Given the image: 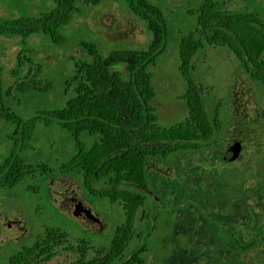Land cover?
I'll use <instances>...</instances> for the list:
<instances>
[{
    "label": "rangeland",
    "instance_id": "rangeland-1",
    "mask_svg": "<svg viewBox=\"0 0 264 264\" xmlns=\"http://www.w3.org/2000/svg\"><path fill=\"white\" fill-rule=\"evenodd\" d=\"M204 1L148 0L162 10L168 23L166 49L149 68L153 106L162 128L183 123L189 116L185 100L189 84L181 71L180 51L183 39L202 37L197 11ZM220 1L232 11L249 10L248 3L264 23V0ZM77 5L81 13L62 28L60 45L43 34L26 41L0 37L6 88L27 79L50 86L45 92L15 91L6 97V107L21 118L65 107L66 83L75 73V60L86 57L82 42L96 44L104 54L147 50L152 43L147 25L124 2L88 6L78 0ZM54 9V0H0V20L38 18ZM194 65L193 79L218 132L203 150L152 159L147 186L128 187L144 196L146 203L137 215L135 238L115 264L127 263L137 252L143 264H264V87L245 76L227 46L205 44ZM116 69L127 77L124 67ZM15 129L0 119V160L10 153ZM81 139L91 148L100 137L84 133ZM235 142L243 147L240 159L235 164L223 162L227 146ZM76 153L70 132L56 124H38L32 147L22 157L34 167L46 165L51 172L0 189V264L32 247L48 229L64 233L74 246L86 242L90 258L110 248L125 222L123 206L89 194L82 176L61 172ZM106 184L95 188L104 189ZM78 204L90 210L97 222L76 219L73 212ZM76 260L75 253L62 250L45 264H75Z\"/></svg>",
    "mask_w": 264,
    "mask_h": 264
},
{
    "label": "trees",
    "instance_id": "trees-1",
    "mask_svg": "<svg viewBox=\"0 0 264 264\" xmlns=\"http://www.w3.org/2000/svg\"><path fill=\"white\" fill-rule=\"evenodd\" d=\"M106 1L124 2L129 11L147 25L153 35L150 47L142 51L118 50L104 54L96 44L82 42L86 57L75 60V73L66 83L65 92L69 98L65 107L26 119L6 107V97H11L15 91L21 94L45 92L50 86L43 87L41 82L27 79L6 88L0 67V119L16 127L10 137V153L0 160V189H12L27 176L51 172L46 165H29L22 154L31 149L38 124L46 127L56 124L71 133L77 148L76 155L61 167V172L82 176V184L90 194L122 205L125 222L117 229L110 248L99 250L92 258L86 242L74 246L64 233L48 229L44 237L13 256L8 264H45L62 250L77 255L75 264H115L136 236L137 214L146 201L144 196L128 187L146 186L151 159L167 158L181 151L203 150L218 132V125L210 118L190 72L192 58L201 42L191 36L181 44V71L189 84L185 95L189 116L183 123L162 128L153 106L155 91L149 68L157 64L166 49L167 19L162 10L148 0H84V3L99 6ZM54 2L55 9L38 18L0 20V37L7 35L26 41L43 34L54 44H62V28L81 10L78 0ZM197 14L199 24L206 29V40L212 44H230L251 77L264 84V29L256 26V16L227 14L214 0H208ZM224 27L230 28L232 34ZM118 67L125 68L127 77L116 69ZM84 133L99 136L100 140L88 148L81 139ZM101 182H106V187L97 190L95 185ZM140 255V252L135 253L125 264H143Z\"/></svg>",
    "mask_w": 264,
    "mask_h": 264
},
{
    "label": "flooded vegetation",
    "instance_id": "flooded-vegetation-1",
    "mask_svg": "<svg viewBox=\"0 0 264 264\" xmlns=\"http://www.w3.org/2000/svg\"><path fill=\"white\" fill-rule=\"evenodd\" d=\"M207 2H208V0H205V1H204V3L202 4V6H200V8H199V10L197 11V13H200V11L202 10L203 6H204ZM214 2L218 3L219 5H222V6H223V11L226 12L227 14L241 13V14H243V15H254V16H256V18L258 19V22H256V26H257V27H260L261 29H264V23L262 22V20H261L256 14H254L252 11H250V5H249L246 1H245V2L247 3L249 10H247V9H237V10H235V11L228 10L227 8H225V7H224V4H223L220 0H214ZM198 23H199V22H198ZM223 29H224L226 32H228L229 34H232L230 28H228V27H224ZM198 33H199L200 35H202V37H197V36H195V38L201 42L200 49L204 48V45H205V44H206L207 46H212V45H214V46H227L228 48L231 49V51L234 53V55L236 56V58L241 62V65H242L241 67H242V70H243L245 76H246L248 79H250L252 82H254V83H260V84L264 87L263 82L253 79V78L251 77V75L249 74V72H247V70L244 68V65H243L241 59L238 57V55H237V53H236V50H235L230 44H226V43L212 44V43H210L208 40H206V37H205L206 29H205L201 24H199V30H198ZM200 49H199V50H200ZM199 50L195 53V55H194L193 58H192L191 69H190V72H191V76H192V77H193V71L195 70L194 59H195V57L197 56ZM184 77H185V76H184ZM185 78H186V77H185ZM198 87H199V86H198ZM199 89H200V87H199ZM235 97H236V99L239 98L238 95H235ZM230 146H234V147L240 148V150H241V153H240L239 158H238L236 161L232 162V164H235V163L240 159V157H241V155H242L243 147H242V145H241L240 142H235L233 145H228L227 148H226V151L228 150V147H230ZM226 151H225V152H226ZM224 155H225V154H224ZM224 155H223V157H222V161H223V162H224ZM167 158H168V157H167ZM167 158H154V159H161V160H162V159H167ZM151 160H152V159H151ZM151 160H150V161H151ZM150 161H149V163H148V172H149V164H150ZM146 186H147V184H146ZM146 186L135 185V187H146ZM136 193H137V192H136ZM89 194H90V193H89ZM138 194H139V193H138ZM91 195H92V194H91ZM92 196H93V195H92ZM145 200H146V198H145ZM145 203H146V202H145ZM78 205H79V204H78ZM80 206H81V205H80ZM143 207H144V206H143ZM84 209H85V210H88V209H86L85 207H84ZM123 211H124V208H123ZM124 212H125V211H124ZM138 212H139V211H138ZM137 215H138V214H137ZM136 220H137V219H136ZM93 221L97 222V219H94ZM262 231H263V229H262ZM258 236H259V235H258ZM260 248H261V246H258V249H260ZM243 252H244V253H247L248 250L246 249V250H244ZM249 252H251V250H249Z\"/></svg>",
    "mask_w": 264,
    "mask_h": 264
},
{
    "label": "water",
    "instance_id": "water-1",
    "mask_svg": "<svg viewBox=\"0 0 264 264\" xmlns=\"http://www.w3.org/2000/svg\"><path fill=\"white\" fill-rule=\"evenodd\" d=\"M240 153H241L240 148L230 146L228 147V150L225 152L224 161L228 163L234 162L239 158ZM74 208L75 210L73 212V216L76 219L81 221H90L95 219V217L93 216L90 210H85L84 207L80 205H75Z\"/></svg>",
    "mask_w": 264,
    "mask_h": 264
}]
</instances>
